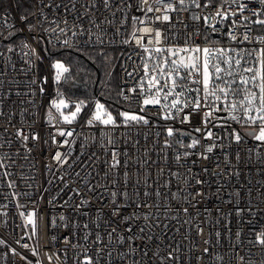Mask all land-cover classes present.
Here are the masks:
<instances>
[{"label": "built area", "instance_id": "2783aa9c", "mask_svg": "<svg viewBox=\"0 0 264 264\" xmlns=\"http://www.w3.org/2000/svg\"><path fill=\"white\" fill-rule=\"evenodd\" d=\"M171 2L175 10L166 13L169 21H157L165 13L146 12L142 0H109L107 6L104 0H32L31 13L23 21L15 0H7L0 10V264H83L85 253L93 264H264V245L257 242L264 232V143L246 135L251 129L232 121L227 112L218 113L226 119L216 123L229 127L209 125L219 139H204L203 132L194 131L202 127L206 108L189 123H181L180 117L191 111V104L175 119L164 120L161 105L173 97L164 101L163 94L161 105L140 111L144 97L138 85L148 53L136 44L134 32L149 49L183 47L186 40L201 47H241L224 34L232 19H241L239 14L223 23H218L219 17L211 19L223 0L206 8L204 0H199L201 8L191 0L184 6ZM149 4L162 8L153 0ZM194 15L201 19L194 20ZM133 17L138 18L135 23ZM250 26L252 36L264 35L260 26ZM145 27L152 32H141ZM156 30L162 33L160 45L155 44ZM241 31L238 28L237 35ZM25 45L36 49L43 62L29 57ZM42 46L117 53L119 104L113 110L105 107L119 126L88 125L93 112L86 113L87 102L64 89L69 68L57 84ZM254 46L264 47L243 45ZM133 88L135 92L129 91ZM57 92L70 102L66 112L83 102L71 124L60 122L55 109L49 122L50 101L58 98ZM119 111L144 115L150 122L125 125ZM168 127L179 131L168 137ZM233 129L243 137L239 143L228 135ZM18 130L28 140L18 136ZM58 130L73 135L62 137ZM193 138L200 144L187 147ZM213 144L207 153L206 147ZM57 152L60 161L54 159ZM113 152L120 162L116 168L111 167ZM117 206L119 215L113 216Z\"/></svg>", "mask_w": 264, "mask_h": 264}, {"label": "snow or ice", "instance_id": "6c2138e0", "mask_svg": "<svg viewBox=\"0 0 264 264\" xmlns=\"http://www.w3.org/2000/svg\"><path fill=\"white\" fill-rule=\"evenodd\" d=\"M123 2V0H122ZM181 5H185V0H177ZM109 0H104L105 6H107ZM144 5H148L146 12H164L162 16H157V21H169V16L167 12L174 11V4L169 0H153V3L157 5H162L161 7L153 8L149 4V0H142ZM212 3V0H206L203 7H208ZM191 4L196 8H201L202 5L199 0H191ZM251 4L257 5L256 7H250ZM227 5V8H225ZM235 5V10H232V6ZM186 10V8L184 9ZM248 11L250 16H243V12ZM241 16L240 20H231L229 25V30L227 35L230 41L241 47H210L199 45H191L186 40L185 46L183 47H155L154 49H149L142 41L143 37H137L135 32L132 34L133 39H135L136 44L139 45L145 53H148L147 59L143 64L144 77L141 78L139 87L141 89V95L144 97L140 111H146V106L148 105H161V94H163L162 99L168 101L169 97H173L170 103H164L161 107L164 109L165 114L162 116L164 120L175 119L180 113L184 112V109L191 104V111L185 113L180 117L181 123H189L190 117L201 111L202 108L207 110L203 111L201 124L202 127L194 128L197 133L203 132V138L211 140L215 136V133L211 130L212 127H229L226 124L218 125L216 121H223L226 118L218 115L221 112H227L230 114V119L236 123H240L242 127H248L251 130L247 131L245 134L252 136L256 141L264 143V47H243V45H264V35L252 36L253 29L250 25L260 26V30L264 31V0H223V3L216 10L215 15L211 19L215 20L219 17L218 23H223L232 17L237 15ZM255 17V19H252ZM194 20H199L201 17L199 15H194L192 17ZM20 19L23 21L26 19L25 16H21ZM137 17H133V23L137 21ZM206 24L209 22V17H203ZM67 21L65 20V24ZM143 23V21H140ZM213 32L217 31L215 25H211ZM243 28L237 35V29ZM22 30V29H21ZM33 30V26H29V31ZM64 32V29H60ZM143 33H151L152 29L143 28L140 29ZM75 34V33H74ZM155 44L160 45L162 40V33L159 30L155 31ZM166 39V38H165ZM207 39V38H206ZM123 43H129L128 40L122 41ZM67 40L64 44L67 45ZM151 43V41H149ZM29 48L27 55L29 57L35 56L38 61L43 62V57L39 55L36 49L31 48L30 45H25ZM12 51L11 48L8 49ZM47 51V49H45ZM155 52L159 55L153 56L151 53ZM174 57V58H173ZM148 61H152L149 65ZM30 64L34 66V61H29ZM52 68L55 70L54 80L57 84L65 78V74L68 72V68L60 61H56L52 64ZM129 76L133 74L128 73ZM163 81V82H162ZM44 83L47 82V78H44ZM33 84L37 83L36 80L32 81ZM145 83L147 84V89L144 88ZM190 85H195V87H190ZM179 89V91H177ZM154 90V91H153ZM129 91L135 92L136 89H130ZM41 94L44 92V88H40ZM188 93H195L196 95L188 97V99H182ZM120 95H123L121 91ZM57 99H52L50 101L49 107V122L52 120L51 110L55 111L62 118L60 122L62 123H73L77 116L81 113L83 102L74 104V110L70 111L69 114H65V109L69 108V104L62 98V95L57 92ZM125 99L129 97L124 96ZM203 102V103H202ZM174 110V111H173ZM239 112L240 115L237 116L236 113ZM159 116V111L157 112ZM118 117L123 118V123L125 125L135 124H149V119L144 115L130 114L129 112L119 111L117 113ZM99 123L105 126H119L117 123V117H114L112 112L106 109L103 103L99 101L95 102L94 111L91 118L87 121L88 125H93V123ZM178 129H173L168 127L166 129L167 136L173 137ZM60 136H72L71 131L65 132L63 130H58ZM18 136L26 141L28 136L24 135L21 131H17ZM159 135V133H157ZM237 143L242 140V136L238 131L233 129L228 133ZM32 139H38L37 135H33ZM55 142V140H54ZM67 144L68 141L63 142ZM200 144L199 138H193L192 142L187 145L189 148H195ZM165 145L168 146V141H165ZM216 145H210L206 147L205 151L211 153ZM57 161L61 160V153L57 152L54 156ZM179 159V157H177ZM203 159H208L207 156H203ZM113 163L112 168H116L119 165V160L117 159V153L112 154ZM207 171V169H205ZM127 175V173H125ZM200 183V181H197ZM126 196L127 193H124ZM113 197L117 196L116 192L112 193ZM83 203V201H82ZM113 205H116V200L113 199ZM127 206V205H125ZM139 207V205H137ZM119 207H114L112 210V215H119ZM186 211V209H185ZM35 213L29 215V223L33 225V232H35ZM135 216V213L132 214ZM132 217H124L125 221H128ZM147 219V216L145 217ZM115 231V229H113ZM128 231H132V226L129 225ZM143 232L144 229H140ZM130 237L129 239H133ZM97 240L99 237L97 236ZM257 242L264 245V232L257 235ZM3 243V241H0ZM27 247V245H25ZM207 252V249H205ZM83 264H93V258L85 253Z\"/></svg>", "mask_w": 264, "mask_h": 264}, {"label": "trees", "instance_id": "16d2710c", "mask_svg": "<svg viewBox=\"0 0 264 264\" xmlns=\"http://www.w3.org/2000/svg\"><path fill=\"white\" fill-rule=\"evenodd\" d=\"M206 1V0H204ZM219 0H212L217 2ZM21 16H29L32 0H15ZM7 0H0V10ZM47 49V51H45ZM49 63L62 62L69 68L64 89L78 101L87 102L86 113L94 110L98 98L108 109H115L118 101L117 53L112 49H58L42 46Z\"/></svg>", "mask_w": 264, "mask_h": 264}, {"label": "rangeland", "instance_id": "374dc122", "mask_svg": "<svg viewBox=\"0 0 264 264\" xmlns=\"http://www.w3.org/2000/svg\"><path fill=\"white\" fill-rule=\"evenodd\" d=\"M68 104L70 103L69 101H67V100H65ZM95 102V98L93 99V101H92V103H94ZM69 107H70V104H69ZM66 110L67 109H65V110H63V111H65V114H69L70 113V111L69 112H66ZM73 111V110H72Z\"/></svg>", "mask_w": 264, "mask_h": 264}]
</instances>
